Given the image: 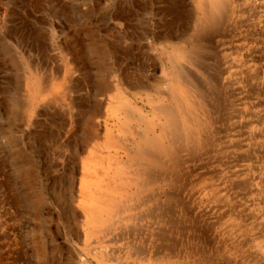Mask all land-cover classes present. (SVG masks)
Instances as JSON below:
<instances>
[{
  "label": "rangeland",
  "instance_id": "1",
  "mask_svg": "<svg viewBox=\"0 0 264 264\" xmlns=\"http://www.w3.org/2000/svg\"><path fill=\"white\" fill-rule=\"evenodd\" d=\"M201 1L0 0V264H147L158 251L169 264H264V0H227L225 21L175 62L215 107L210 139L182 145L140 190L108 138L137 140L118 97L152 119L148 98L170 91L171 44L189 40ZM61 56L66 94L31 101L25 68L63 73ZM130 195L102 230V201Z\"/></svg>",
  "mask_w": 264,
  "mask_h": 264
},
{
  "label": "bare ground",
  "instance_id": "2",
  "mask_svg": "<svg viewBox=\"0 0 264 264\" xmlns=\"http://www.w3.org/2000/svg\"><path fill=\"white\" fill-rule=\"evenodd\" d=\"M227 4V0H204L199 2L200 15L194 20L193 33L189 40H184L178 44L175 43V45L171 44L173 49V54L170 58L173 66L172 71L169 72L171 88L166 95L157 89V94L152 98H148L152 107V119L147 120L144 112L140 108L133 106L127 99L117 98L119 102L118 110L124 112V119L121 124L122 130L126 134L133 133L137 140L133 142L132 146H127L122 144L120 140L114 139L111 135L108 138L113 147L116 146L129 151V159L125 164L128 166L134 165L135 170L128 182L136 183L140 190L158 181L157 170L164 171L169 164H175V157L182 145L192 146L194 149L199 148L201 146L200 133H206L210 139V109L215 107L205 99L206 96L200 92L198 86L182 73L175 65V62L179 59L192 60L191 53L198 45V37H201V35L204 37L211 28L219 26L222 21H225L224 16L231 11L228 9ZM55 49H58L60 53L63 47L56 43ZM61 57L63 58V56ZM62 65L64 68L63 73L59 70H54L52 68L54 65L49 69L46 61L42 69L38 65L33 67V72L28 70L27 67L25 68L28 74L23 75L24 85L31 101L44 95L47 91L62 94L63 96L66 94L68 80L71 81V77H73V69L70 67L71 61L66 56L62 60ZM138 82L135 86L143 88L142 82L139 80ZM129 87L133 86L130 85ZM203 109L206 115L204 121L201 122L199 111L202 110L201 113L204 115ZM132 121L143 124L144 127L141 132L134 130L131 125ZM162 179L164 178H160L159 181ZM131 200H133L132 195L127 197L126 200L124 199V201L123 199L117 200V198H107L102 201L101 210L106 213V219L100 221L101 229L104 230L105 227L111 225L116 214L121 210L127 209L126 204ZM160 254L158 251L153 253V255L149 254V258L143 257V259L152 261L147 264H169L170 262H165L162 254ZM251 261L256 260L252 259Z\"/></svg>",
  "mask_w": 264,
  "mask_h": 264
}]
</instances>
